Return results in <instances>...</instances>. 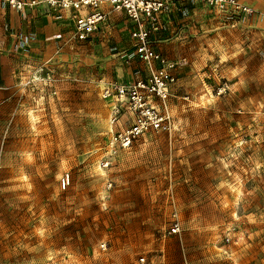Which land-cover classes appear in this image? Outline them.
Here are the masks:
<instances>
[{
	"label": "rangeland",
	"instance_id": "1",
	"mask_svg": "<svg viewBox=\"0 0 264 264\" xmlns=\"http://www.w3.org/2000/svg\"><path fill=\"white\" fill-rule=\"evenodd\" d=\"M196 4L176 13L182 23ZM207 8L163 42L183 43L167 57L177 67L194 65L181 81L176 68L172 128L115 153L112 131L131 115L112 126L102 90L139 67L125 15L112 13L92 43L70 30L11 65L0 89V264H264V37L251 45L238 26L249 19Z\"/></svg>",
	"mask_w": 264,
	"mask_h": 264
},
{
	"label": "built area",
	"instance_id": "2",
	"mask_svg": "<svg viewBox=\"0 0 264 264\" xmlns=\"http://www.w3.org/2000/svg\"><path fill=\"white\" fill-rule=\"evenodd\" d=\"M14 7L46 3L55 11L69 12L73 20L71 40L91 42L96 39L111 13H122L132 23L130 31L132 49L129 59H138L145 66L146 76L132 80H118L107 83L102 96L113 103L111 125L119 124L120 116L129 112L131 122L123 129L112 131L110 149H124L147 130L169 131L172 120L167 112V100L171 86L177 80V62L170 60L158 50V34L166 29L171 17L177 12L187 14L189 7L201 3L223 15L233 24L249 19L257 8L246 0H5ZM187 12V13H186ZM163 106V109L159 107ZM109 161L103 162L104 167ZM65 187L70 181L69 173L61 176ZM179 230L176 223L172 232Z\"/></svg>",
	"mask_w": 264,
	"mask_h": 264
},
{
	"label": "crops",
	"instance_id": "3",
	"mask_svg": "<svg viewBox=\"0 0 264 264\" xmlns=\"http://www.w3.org/2000/svg\"><path fill=\"white\" fill-rule=\"evenodd\" d=\"M22 1L28 3L31 0ZM246 1L254 5L258 11L249 18L248 23H240L238 26L240 29L242 28V31L245 28H249V41L253 45L256 42L257 33H260L264 37V0ZM199 9L200 12L198 11ZM203 9L206 11L208 8L201 3H197L193 10L194 15H191V21L188 20L189 22L187 23H182L184 21L183 17L179 13L176 14L173 17V22H169L166 29L157 35L161 39L158 50L163 55L173 59L182 56L179 49L183 45L182 42H176L170 48L163 42L167 40L166 37L169 34L177 30L179 32L192 31L195 25L192 20L198 21L199 13ZM111 14L108 18L114 17ZM220 17L226 20L223 15H220ZM181 23L183 27H188V29H180ZM72 24L73 20L69 12L55 11L46 3L32 6L25 5L18 8L10 5L5 0H0V89H8L10 87L11 71L9 68L11 65L18 63V58L48 53L55 45H59L67 40L72 29ZM259 26L261 29H259ZM135 60H137V64L141 67V71L144 72V76H146V72L143 71L145 68L144 64L138 59ZM139 67L135 68L137 70H134L132 77L130 75L125 78L132 80L134 77L139 76ZM192 72H194V65L191 63L186 64L185 62H181L177 67V74L180 77L179 81H181L182 73L189 74Z\"/></svg>",
	"mask_w": 264,
	"mask_h": 264
}]
</instances>
